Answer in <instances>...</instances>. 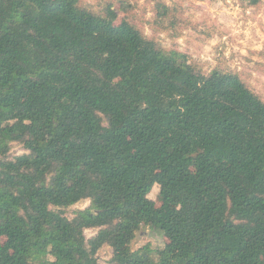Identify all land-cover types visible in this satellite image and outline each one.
Returning a JSON list of instances; mask_svg holds the SVG:
<instances>
[{
    "label": "trees",
    "instance_id": "16d2710c",
    "mask_svg": "<svg viewBox=\"0 0 264 264\" xmlns=\"http://www.w3.org/2000/svg\"><path fill=\"white\" fill-rule=\"evenodd\" d=\"M82 1L0 0V264H264V100Z\"/></svg>",
    "mask_w": 264,
    "mask_h": 264
},
{
    "label": "rangeland",
    "instance_id": "374dc122",
    "mask_svg": "<svg viewBox=\"0 0 264 264\" xmlns=\"http://www.w3.org/2000/svg\"><path fill=\"white\" fill-rule=\"evenodd\" d=\"M171 10L164 19L157 17L158 4ZM109 3L123 18L136 24L142 32L167 49L185 52L191 62L205 73L214 69L237 72L264 100V0H83L82 4L100 12ZM13 154H22V144L14 143ZM160 186L155 185L150 198L159 201ZM90 206L83 200L68 208L74 216L78 209ZM97 229H87L91 238ZM150 233L156 234H151ZM154 236L156 238H154ZM167 239L149 227H142L132 242L137 250L147 244L163 248ZM113 249L105 245L98 252L99 264H111Z\"/></svg>",
    "mask_w": 264,
    "mask_h": 264
},
{
    "label": "water",
    "instance_id": "95a60500",
    "mask_svg": "<svg viewBox=\"0 0 264 264\" xmlns=\"http://www.w3.org/2000/svg\"><path fill=\"white\" fill-rule=\"evenodd\" d=\"M153 231H154V230H153ZM151 234H154V233H150L149 235L151 236ZM154 235L156 236V234H154ZM155 236H154V238H156Z\"/></svg>",
    "mask_w": 264,
    "mask_h": 264
}]
</instances>
